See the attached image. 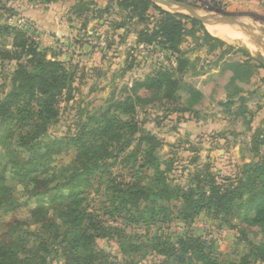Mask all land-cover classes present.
I'll return each mask as SVG.
<instances>
[{"label": "trees", "instance_id": "obj_1", "mask_svg": "<svg viewBox=\"0 0 264 264\" xmlns=\"http://www.w3.org/2000/svg\"><path fill=\"white\" fill-rule=\"evenodd\" d=\"M3 1L0 0V15L10 12ZM26 1L33 5H51L60 0ZM74 1L70 14L82 20L81 31L75 38V42L82 46V37L87 35V14H93L95 19L99 14H110L114 3L110 2L101 9L97 5L100 0ZM118 1L124 10L129 11V15L122 23L111 22L114 31L130 34L132 24H146L144 30L137 32L138 44L160 45L178 56L175 73L182 74L192 64L189 53L182 49V45L185 36L195 35L198 28L203 31L205 42L214 43L211 50L226 47L192 17L167 12L149 0ZM152 18L154 20L149 21ZM0 28L9 30L5 26ZM15 29L12 43L14 50L26 54L28 59L25 64L18 65L11 78L12 91L0 101V152L5 150L4 155L0 153V264H49L47 260L50 256H64L67 258L66 264H95L101 260L97 256L108 263L106 252L96 251V242L109 237H117L133 250L147 248L144 256L154 254L168 259L160 264H264V242H250L235 259L214 253L201 238L191 235H182L176 240L163 234L155 235L147 243L132 245L126 240L123 231L105 227L99 216L83 207L86 197L75 186L78 182L89 181L98 174V170L104 169L108 173L106 195L111 192L110 201L115 207L112 216L132 214L138 218L137 222L144 221L147 226L158 223L159 218L168 213L166 203L177 201L182 202L184 207L179 210V216L188 220L202 212L228 218L243 211V224L249 228L263 227L264 155L261 148L264 145V119L254 128L253 124L257 111L263 110L264 104H260L256 112H252L248 105L252 96L255 98L262 93L263 58H253L246 49L238 48L242 58L230 68L232 76L225 90L227 100L219 103L226 108L239 107L233 112L235 117L232 118H243L248 127L247 133L252 135L249 149L252 161L244 165L243 171L231 176L215 173L210 168L197 170L192 174L191 184L181 187L174 186V181L168 178L173 170L172 165H168L167 170H161L160 160L156 157L159 147L156 137L138 128V122L134 121L138 107L147 111V107L156 102L161 104L162 109L167 108L170 114L177 111L190 114L195 121L201 119L199 103L203 98L202 92L186 87L181 75L168 72L149 75L132 88L133 92L145 91L153 96V100L138 97L133 101L127 98L118 104L117 109L130 115V123L110 118L100 127L92 129L91 123H82L78 124L75 136L64 139L66 141L54 140L50 143L46 152L50 157L62 153L65 146L76 150L71 161L60 166L48 163L39 165L30 160L21 162L16 156L20 150L39 142L46 135L47 127L60 114L61 100L64 97L67 102L73 100L70 94L78 69L74 66L68 69L54 55L50 59L49 52H40L38 43L26 39L24 33ZM113 46V42L109 43L108 48ZM7 53L1 55L8 57ZM256 78L258 86L252 90L243 88V85L251 84L252 80L255 84ZM183 89L187 96L185 105L170 108L177 103ZM159 94L162 96L156 100ZM137 133H140L139 137H136ZM126 161L131 167L128 171L131 178L124 181L125 177L119 176L121 181L118 182V176L113 177L114 174L109 171ZM148 169H154L153 186L143 183L144 172ZM9 180L14 183L9 184ZM21 189L25 192L24 197H35L38 204L34 208L28 207L24 218H17L16 212L25 203L18 196L20 192L15 194ZM246 196L252 197L247 206L244 203ZM128 208L135 209L139 216L128 211ZM6 215L8 217H3ZM131 223L134 224L135 220ZM243 232L241 228L240 234L244 235ZM35 236L39 237V242Z\"/></svg>", "mask_w": 264, "mask_h": 264}, {"label": "rangeland", "instance_id": "obj_2", "mask_svg": "<svg viewBox=\"0 0 264 264\" xmlns=\"http://www.w3.org/2000/svg\"><path fill=\"white\" fill-rule=\"evenodd\" d=\"M25 1H3L10 12L0 15V27L5 26L9 29L4 31L3 28H0V101L12 91L11 78L18 65L25 64L28 59L26 54L17 53L14 50L12 45L15 37L14 28L24 33L26 39L38 43L40 52H49L50 59L54 55L58 62L64 63L68 69L74 66L78 71L73 79L74 89L70 94L73 100L67 102L66 97L61 100L60 114L47 127L46 135L44 134L39 142L20 150L16 156L21 162L30 160L34 164L48 163L52 166H60L71 161L76 150L65 146L62 153L50 157L46 154L47 148L54 140H64L75 136L78 124L91 123L90 129H92L100 127L106 122L105 120L110 118L130 123V115L117 109L118 104L127 98H131L133 101L138 97L144 100H153L152 95L143 90L133 92L132 88L137 82L158 72L181 75L186 87H193L203 94L201 103H199L201 119L197 121L191 118L192 116L188 113L183 114L175 111L170 114L167 108L160 107L159 102L151 103L147 107V111L138 107L134 116V121L139 124L138 128H143L147 133L156 137L159 146L156 157L160 160L161 170H167L168 165L173 166L168 178L174 181L172 183L174 186H189L192 174L194 175L197 170L210 168L215 173L231 176L243 171L244 165L252 161L249 152L251 141L246 137L248 127L245 120L232 118L235 117L233 112L239 107L237 109L226 108L219 103L227 100L225 90L232 76L230 68L242 58V54L238 53V48H241L245 43L248 45L250 42L253 43L252 36H259L264 40V19H261L264 18L263 16L239 14L238 6L228 0H171L180 6H169L162 0L157 2L161 8L173 14L212 19L217 26L233 30L234 33L236 31L240 37V39L233 38L230 41L219 37L226 47H217L211 50L214 43L205 42L203 31L198 28L195 35L185 36V42L182 45V49L189 53L188 57L193 65L190 64L182 74H178L175 73L178 68V56L160 45L138 44L137 32L144 30L146 24L139 22L132 24L129 28L130 34H126L125 31H114L111 22L122 23L129 15V11L124 10L118 0L97 2L101 9L113 2L114 6L110 14H99L97 17L95 16L96 19L93 18V14H87V35L82 37L85 45L79 48L75 47L73 42L64 43L65 38H62L64 40L60 39V36H57L59 39L53 38L50 33L39 31L34 20L26 15L28 12L22 13L21 11L25 6ZM157 4L155 3L156 6H158ZM53 5L56 6L57 3ZM152 20L154 19H149V21ZM199 22L205 26L211 36L215 37L207 28L211 26L210 22L208 24ZM104 23L107 24L104 25ZM244 24H247L250 30L239 27ZM71 38L72 36L69 37V39ZM216 38L218 37L216 36ZM248 41L249 43H247ZM112 42L115 46L108 48L109 43ZM250 45V49L255 53L256 49H253L255 46ZM2 53H7L8 57L1 55ZM257 80L258 78H256L255 84L252 80L251 84L243 85V88L254 89L258 86ZM185 89L181 90L179 100L170 108L185 105L187 99L186 93H183ZM161 96L159 94L155 99L157 100ZM260 104H264V86L262 93L256 95L255 98L252 96L248 102L252 112H256ZM259 113L262 114L261 111H257L255 125L259 121ZM178 118L182 120L177 121ZM1 121L2 118H0ZM139 136L140 133H137L136 137ZM261 149L264 155V145ZM4 152L0 153L4 155ZM128 152L131 151H126V153ZM195 159L196 162H193ZM139 163L140 161L137 162V167ZM130 168L129 162L126 161L118 167L111 168L109 172L114 174L113 177L118 176V182L121 181L119 176H124V181H129L131 178L128 173ZM107 174L104 169L98 170V174L91 177L89 181L78 182L75 186H78L80 192L86 197L83 207L99 216L105 227L123 231L126 240L130 241L132 245H138L139 242L147 243L155 235L170 236L172 240H176L182 235H191L201 238L202 242L214 253L225 258L235 259L240 256L245 247H248L250 242L258 244L264 242V226L249 228L243 224L241 216L244 214L243 211L239 214H232L228 218L215 217L209 212H202L188 220L178 214L179 210L184 208L182 202L173 201L165 205L168 213L161 216L158 223L149 226L145 225L144 221L137 222L138 218L132 214H123L121 217L119 215L112 216L111 212L115 207L110 201L111 192L106 195ZM153 175L154 169L145 171L143 183L153 186ZM8 183L13 184L14 182L9 180ZM16 193L21 201L25 202L16 215L17 218H24L27 208L37 207L38 202L33 196L24 197L25 192L22 189ZM251 199L250 196L245 197L246 206ZM127 210L139 216L135 209L128 208ZM132 220H135L134 224L131 223ZM241 228L246 238L240 234ZM34 238L38 242L40 241L38 236ZM96 251L106 252L109 258L108 263H105L100 256H97L101 260H97L95 264H160L168 260L164 256L154 254L144 256V253L148 251L147 248L133 250L128 245L121 243L117 237H109L103 241L98 240ZM66 260L67 258L64 256H50L47 262L49 264H66Z\"/></svg>", "mask_w": 264, "mask_h": 264}, {"label": "crops", "instance_id": "obj_3", "mask_svg": "<svg viewBox=\"0 0 264 264\" xmlns=\"http://www.w3.org/2000/svg\"><path fill=\"white\" fill-rule=\"evenodd\" d=\"M228 1H233L238 6L239 14H254V15H261L264 17V0H228ZM74 5H75L74 0H60L56 6L53 4L33 5V4L28 3V1H26L25 6H23L21 11L22 13L28 12L26 15H28L34 20L33 22L37 24L36 28L39 29V31H46L47 34L50 33V36H52L53 38H57V36H60L61 37L60 39L65 38L64 43L69 44L73 42V45L79 48V47L84 46L85 44L80 46L75 42V38H73V37H76L80 33L81 31L80 29L82 25V20H77L73 18L70 14L71 7ZM261 19H264V18H261ZM263 23H264V20H263ZM210 25L217 26L213 22H211ZM239 27L244 28L246 30L249 29V26H247V24H244V26H239ZM47 28H50V29L47 30ZM71 36L72 38L69 39V37ZM252 38L254 39L253 43H254V46L256 47L255 49H257L255 50V53L253 51L251 52V49L249 46L250 44L253 45L252 42H250L249 45L245 44L241 47L246 49L253 58H256V59L263 58L264 59V40L260 38L259 36H254V37L252 36ZM261 112L262 114L259 113L258 115L259 117V121H257L258 123L261 122V119H264V109L261 110ZM255 124H253V128L256 127ZM246 137H248L249 141H251L252 135L250 133H247Z\"/></svg>", "mask_w": 264, "mask_h": 264}, {"label": "bare ground", "instance_id": "obj_4", "mask_svg": "<svg viewBox=\"0 0 264 264\" xmlns=\"http://www.w3.org/2000/svg\"><path fill=\"white\" fill-rule=\"evenodd\" d=\"M214 23V22H213ZM208 24V23H207ZM216 24V23H215ZM207 26V25H206ZM208 30H209V32H211L213 35H215V36H217V37H221V38H223V39H225V40H232L233 38L234 39H237V38H239L240 39V37H239V35L238 34H236L237 32L235 31V33L233 32V30L231 31L230 29H226V28H224V27H221V26H209L208 27ZM239 30V29H238ZM241 37H243V36H241ZM245 38V37H244ZM247 39V38H246ZM245 39V40H246ZM244 40V39H243ZM244 40V41H245ZM248 43H249V41H248ZM246 44V43H245ZM253 45H254V43H253ZM252 45V46H253ZM251 46V45H250ZM251 48V47H250ZM256 48V47H255ZM255 48H253V49H255ZM257 50V49H256ZM251 52H252V50H251Z\"/></svg>", "mask_w": 264, "mask_h": 264}, {"label": "water", "instance_id": "obj_5", "mask_svg": "<svg viewBox=\"0 0 264 264\" xmlns=\"http://www.w3.org/2000/svg\"><path fill=\"white\" fill-rule=\"evenodd\" d=\"M149 1H151L152 3H156L157 4V2H160L161 0H149ZM162 1H164L167 5H169V6H174V5H178V6H180L179 4H177V3H175V2H173V1H171V0H162ZM158 5V4H157ZM159 6V5H158ZM160 7V6H159ZM192 18H194V19H196V20H198V21H202L203 23H211V22H213V20L212 19H209V18H202V17H195V16H192ZM240 25V24H239Z\"/></svg>", "mask_w": 264, "mask_h": 264}]
</instances>
